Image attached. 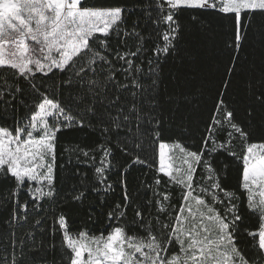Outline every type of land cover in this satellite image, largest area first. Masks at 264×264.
<instances>
[{"label": "snow or ice", "instance_id": "6c2138e0", "mask_svg": "<svg viewBox=\"0 0 264 264\" xmlns=\"http://www.w3.org/2000/svg\"><path fill=\"white\" fill-rule=\"evenodd\" d=\"M86 2L0 0V264H264V0ZM70 130L96 140L58 165ZM61 193L50 243L14 235Z\"/></svg>", "mask_w": 264, "mask_h": 264}, {"label": "trees", "instance_id": "16d2710c", "mask_svg": "<svg viewBox=\"0 0 264 264\" xmlns=\"http://www.w3.org/2000/svg\"><path fill=\"white\" fill-rule=\"evenodd\" d=\"M133 2V0H130V3ZM91 3V0H87V2L84 4V6H89ZM137 13H133L129 17V21H131ZM252 50L248 49L246 52H242L241 55H248ZM24 109H20V114L23 115ZM30 116V113H29ZM9 124L12 123L11 120L8 121ZM60 139L58 143V151H57V163L58 165H67L69 160H71L73 163L76 161V156L71 155L68 152H65L64 149L65 147L69 145H75V144H80L83 146L84 143H91L92 141L96 140V137L94 135H90L87 131H76V130H70V131H64L58 134ZM81 172H86L91 176L92 170L86 167H82L80 169ZM148 170L146 168H140L136 167L133 168L130 177L131 178H138L139 180H144L145 173H147ZM118 175L117 174H112L110 176V180L115 183L118 180ZM150 179V177H148ZM227 184L229 185H235L236 183V176H235V171H232L229 174V178L226 181ZM28 184L24 185V188L27 189ZM132 190L130 186V191ZM0 191H4L3 187L0 186ZM178 191V189H177ZM120 188L117 186L115 188V191L113 193H110L108 196V202L109 203H115L119 198H120ZM25 199H28L26 192H21L20 195V202L23 203ZM99 197L93 194L91 191L87 193V196L84 200V207L81 209L79 206H73L71 209L67 210L68 211V228L70 234H78L80 231L85 229V220H86V211H87V206L91 203L96 206V208H99ZM66 202V198L63 193H61L57 197V201L55 203H50L49 201L45 200L44 202V209L45 211H42L39 213V215L32 214L31 212V205H30V212H29V217H28V223L24 224L22 227H17L14 230V235L19 238L23 237L26 232L30 231H35L37 233L36 240L37 243L40 241V236H39V231L40 229H32L29 227V225L33 224L36 219H39L40 217H45V223L40 225V228H45L47 227L48 233L46 234V240L50 243L51 242V232L53 228V223H52V216L57 215L59 212V208L61 205H63ZM173 203H176L175 198L173 199ZM54 209V210H53ZM107 211V208H105V212ZM8 212L5 210L3 207H0V228L3 227V221L7 218ZM106 223L105 217L101 216L99 219L96 220L94 224H89L87 225V228L90 229L88 235L90 236H96L100 235V229L103 227V225ZM245 224L249 226V228H256L259 224V220L257 219V216L254 215L250 219H246ZM58 228V225L56 226ZM104 235H107V232L104 233ZM61 235L57 233L55 240L57 244L59 245L61 243ZM249 245H251V240L248 241ZM31 242L29 241L28 247H31ZM25 252L27 254V248H25ZM51 256V253H49V257ZM21 264H32L31 260L27 258V255L23 261H21Z\"/></svg>", "mask_w": 264, "mask_h": 264}, {"label": "rangeland", "instance_id": "374dc122", "mask_svg": "<svg viewBox=\"0 0 264 264\" xmlns=\"http://www.w3.org/2000/svg\"><path fill=\"white\" fill-rule=\"evenodd\" d=\"M51 119H52V118H50V122H51ZM175 164H176V166H179V164H180L179 160H176V161H175ZM32 183H33V186H35L34 182H32ZM258 199H259V196L257 195V200H258ZM96 236H99V235H96ZM105 236H106V235H105ZM89 237H90V235H89ZM84 242L87 243L88 241L85 240ZM85 258H87V253H85Z\"/></svg>", "mask_w": 264, "mask_h": 264}]
</instances>
